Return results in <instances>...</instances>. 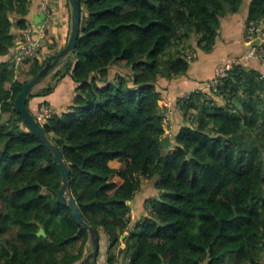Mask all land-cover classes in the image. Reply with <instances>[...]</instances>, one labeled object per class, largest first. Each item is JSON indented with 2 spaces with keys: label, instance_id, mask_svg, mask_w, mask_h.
<instances>
[{
  "label": "trees",
  "instance_id": "obj_1",
  "mask_svg": "<svg viewBox=\"0 0 264 264\" xmlns=\"http://www.w3.org/2000/svg\"><path fill=\"white\" fill-rule=\"evenodd\" d=\"M245 1L79 0V37L64 59L74 58L55 73L72 88L69 101L42 128L68 165L69 195L97 232L92 264H261L263 75L234 57L215 92L174 101L181 116L171 122L173 139L163 137L171 82L186 76L195 49L214 48L223 19ZM38 3L0 0V264H83L89 237L57 203L60 171L14 110L46 61L23 60L29 78L15 76L16 34L32 25ZM246 16V28L263 19L264 0H250ZM53 91L29 95L34 116L51 107ZM144 189L146 213L132 224L128 203ZM41 228L45 236L36 235Z\"/></svg>",
  "mask_w": 264,
  "mask_h": 264
},
{
  "label": "crops",
  "instance_id": "obj_2",
  "mask_svg": "<svg viewBox=\"0 0 264 264\" xmlns=\"http://www.w3.org/2000/svg\"><path fill=\"white\" fill-rule=\"evenodd\" d=\"M44 1L47 3L48 8L53 10L56 9V13L58 12L60 14L58 20L62 21V25L60 27H54L51 25V28H48L49 30L47 35L49 34L50 38L48 37V44H46V47L44 44L41 53L42 55L45 53L46 56H51L52 54L59 52L65 46L70 34L71 23L66 9V6L68 5L67 0ZM249 1L250 0L245 1L244 8H242L238 14L228 16L223 19L220 33L214 48L209 53H204L195 49V60L191 63L190 69L186 76L171 82L170 87L165 94L167 99L165 102H167L169 106L165 107V110L169 109L171 111V122L181 116V113L175 108L174 99L177 95L191 91L199 87L204 81L212 79L215 74V70L220 65L222 59L226 57L246 56L245 54L247 52V46L244 44V28H246L245 21L247 17V6ZM41 2L42 0H39V3L35 8L33 6L30 7L31 13L29 21L32 25L35 24V21L36 25H38L45 20V14L42 10ZM41 15H44L43 20H39ZM245 65H247L249 68L258 70L264 77L263 63L256 60H249L248 62H245ZM66 82V79L61 81L57 80V84L54 87L53 93L47 97V99L50 101V106L55 110V113L57 111L62 113L67 107L66 102L69 101L67 98L68 95H70L72 88H67ZM35 101L36 98L35 100L32 99L30 102L33 104ZM143 183L147 184V181H144ZM145 194L146 190L144 189L138 192L134 199L128 203L131 209L130 216L132 224H134L146 213L144 209V201L146 196H143ZM127 234L128 233L126 232L124 236H127ZM105 246H107V240L106 242L104 241V247ZM120 247H122V243Z\"/></svg>",
  "mask_w": 264,
  "mask_h": 264
},
{
  "label": "water",
  "instance_id": "obj_3",
  "mask_svg": "<svg viewBox=\"0 0 264 264\" xmlns=\"http://www.w3.org/2000/svg\"><path fill=\"white\" fill-rule=\"evenodd\" d=\"M67 2L71 11V29L68 40L65 46L59 52L49 56L41 70L30 81L22 86L20 93L14 101V110L21 117L28 129L36 136L39 142L53 157L61 174L60 188L57 191V203L67 207L71 211L72 218L76 225L87 232L90 246L83 264H92V261L97 257L99 251V238L97 232L91 225L85 222L75 200L69 195L70 170L63 159L61 150L45 135L42 125L36 120L35 116L27 107V99L33 92L34 88H36L43 79L49 75L59 62L75 51L77 39L79 37L81 7L79 0H67ZM43 18L44 15H41L39 20H43ZM34 23V25H36V21ZM36 235L45 236L44 230L42 228L39 229Z\"/></svg>",
  "mask_w": 264,
  "mask_h": 264
},
{
  "label": "built area",
  "instance_id": "obj_4",
  "mask_svg": "<svg viewBox=\"0 0 264 264\" xmlns=\"http://www.w3.org/2000/svg\"><path fill=\"white\" fill-rule=\"evenodd\" d=\"M42 10L45 14V20L38 25H30L23 32L22 44L15 51L16 62H22L28 58L38 59L40 49L42 50L43 40L46 36V25L49 21L54 19V12L48 8L46 2H41ZM245 46L248 48L246 56L243 58L245 62L249 60H256L264 64V18L255 23H249L246 28V38L244 41ZM187 60L193 59L194 54L191 51L186 53ZM239 58L228 57L222 59L220 65L216 68L215 74L212 79L204 81L199 87L179 94L175 97L174 101H184L188 99L194 92H215L217 88L222 84L223 80L227 76L228 71L239 62ZM164 107H169L165 101L161 102ZM54 112L50 107L45 104H41L35 113L36 120L42 125L49 118L53 116ZM171 111L167 109L164 115V134L163 137L169 140L173 139V133L171 131Z\"/></svg>",
  "mask_w": 264,
  "mask_h": 264
},
{
  "label": "rangeland",
  "instance_id": "obj_5",
  "mask_svg": "<svg viewBox=\"0 0 264 264\" xmlns=\"http://www.w3.org/2000/svg\"><path fill=\"white\" fill-rule=\"evenodd\" d=\"M47 4V3H46ZM69 5L66 6V9H67V14L69 15L70 17V14H71V11H70V8L68 7ZM65 9V10H66ZM55 14L54 16V19L49 21L48 24L46 25V36L44 38V42H43V45H42V49H43V46L45 44V47H46V44H48V37H49V34L47 35L48 33V28H51V25L52 26H56V27H60L62 25V21H59L58 18L60 17V14L57 12L56 13V9H51ZM58 16V17H57ZM58 24V25H57ZM30 26L29 24H27L26 28ZM245 29V28H244ZM14 30V29H13ZM25 31V30H24ZM23 31V32H24ZM23 32H18L16 34V40H15V44H14V49H13V52H12V56H13V62H14V73H15V76H19V75H22V76H25V78H29L28 74L26 73V66L22 65L21 62H16L15 60V51L18 49V47L22 44V41H23ZM52 36V35H51ZM50 38V37H49ZM47 48H50V47H47ZM188 48V47H187ZM41 49H40V52H39V58L36 59L38 63H42L44 60H46L49 56H46V54L44 53L42 55L41 53ZM55 53V52H54ZM71 58L74 56H70ZM68 58V59H64L62 60L50 73L48 76H46L43 81L36 87L34 88L33 90V94L35 95L37 92L41 91V90H46V89H49V88H53L55 87L54 84L56 85L57 84V80L58 78L55 77V73H57L60 69L63 68V65L66 63V61L70 60L71 58ZM72 58V59H73ZM71 59V60H72ZM36 97H34L35 99ZM32 100V99H31ZM51 108V107H50ZM51 110L55 113V110L53 108H51ZM111 167H114L115 169H119L121 167V165L119 163H116V162H113L110 164ZM112 180L114 182H118V178L116 176H114L112 178ZM136 223V222H135ZM89 244V243H88ZM90 246V244H89ZM88 246V247H89ZM124 264H127L126 262ZM261 264H264V255L262 256V259H261Z\"/></svg>",
  "mask_w": 264,
  "mask_h": 264
}]
</instances>
